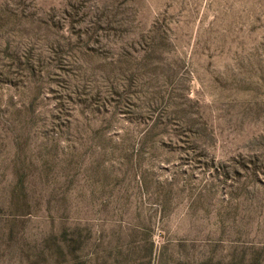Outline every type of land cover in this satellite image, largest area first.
<instances>
[{"label": "rangeland", "instance_id": "1", "mask_svg": "<svg viewBox=\"0 0 264 264\" xmlns=\"http://www.w3.org/2000/svg\"><path fill=\"white\" fill-rule=\"evenodd\" d=\"M0 264H264V0H0Z\"/></svg>", "mask_w": 264, "mask_h": 264}]
</instances>
